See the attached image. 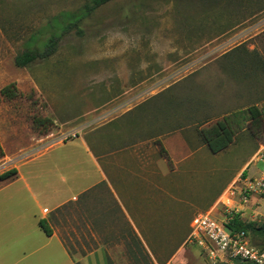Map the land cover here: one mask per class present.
<instances>
[{
  "label": "rangeland",
  "instance_id": "374dc122",
  "mask_svg": "<svg viewBox=\"0 0 264 264\" xmlns=\"http://www.w3.org/2000/svg\"><path fill=\"white\" fill-rule=\"evenodd\" d=\"M85 1L0 0V90L14 85L17 92L12 99L0 95V177L49 140L121 132L146 141L152 133L184 130L200 146L196 131L224 122L234 133L232 144L218 154L204 146L200 180L177 178L185 185L167 202V231L157 226L153 239L175 251L192 215L186 196L205 193L209 201L227 180L229 186L246 172L239 174L244 163L251 175L262 169L254 157L264 145V114L251 123L240 112L257 107L264 113V0H113L65 34L49 58L28 68L15 65L33 34L46 39L52 18L77 12ZM43 120L50 123L46 134L33 123ZM10 183L0 179V264H59L51 247L24 257L43 245L45 235L36 227L33 237L27 235L30 225L21 229L33 224L32 211L21 184ZM249 206L243 220L264 225V200ZM76 224L63 220L59 229L72 250L66 233ZM185 240L172 264H210ZM248 240L264 251V236L249 234ZM145 254L125 238L118 263L152 264Z\"/></svg>",
  "mask_w": 264,
  "mask_h": 264
},
{
  "label": "crops",
  "instance_id": "0c3cea01",
  "mask_svg": "<svg viewBox=\"0 0 264 264\" xmlns=\"http://www.w3.org/2000/svg\"><path fill=\"white\" fill-rule=\"evenodd\" d=\"M205 151L203 144H192L184 130L152 133L146 141L121 132L112 136L92 132L85 138L34 150L15 164L17 174L10 184H21V198L32 211L33 224L24 222L21 229L31 226L27 235L33 237L34 227L40 230L38 223L44 221L52 235L44 234L43 245L24 253V257L51 247L59 254V264H119L124 240L130 238L141 244L152 264H172L184 239L187 241L192 220L215 209L230 187L227 180L209 201L204 200L205 193L195 192L183 199L192 215L175 251L153 239L158 227L167 231L172 218L168 200L184 190L187 182L200 180ZM248 165L244 163L239 174L246 169L245 174L251 175ZM253 171L256 176L258 171ZM178 177L185 184L181 186ZM230 201L235 211L243 209L236 199ZM66 212L77 215L71 217ZM63 220L77 223L78 228L70 227L66 233L73 250L60 233Z\"/></svg>",
  "mask_w": 264,
  "mask_h": 264
},
{
  "label": "built area",
  "instance_id": "2783aa9c",
  "mask_svg": "<svg viewBox=\"0 0 264 264\" xmlns=\"http://www.w3.org/2000/svg\"><path fill=\"white\" fill-rule=\"evenodd\" d=\"M71 137L76 138L75 134ZM67 140L64 138L60 142ZM57 142L49 140L44 148ZM254 163L262 164L256 176L241 174L228 188L227 202H219L215 209L197 215L191 222L187 243L198 247L210 264H233L236 260L264 264V251L252 247L245 232L234 233L227 228L233 214L243 219L245 212L251 211L249 205L264 200V145L256 152ZM231 198L243 209L235 211V205L230 204ZM252 216L253 219L260 217L259 214Z\"/></svg>",
  "mask_w": 264,
  "mask_h": 264
},
{
  "label": "trees",
  "instance_id": "16d2710c",
  "mask_svg": "<svg viewBox=\"0 0 264 264\" xmlns=\"http://www.w3.org/2000/svg\"><path fill=\"white\" fill-rule=\"evenodd\" d=\"M113 0H86L83 6L75 13L63 12L46 25L48 36L40 41V32L33 34L30 37L28 47L15 58V65L18 68H28L32 64L45 60L52 56L57 50L58 41L73 29L79 30V26L87 17L93 14L100 7L108 4ZM0 95L4 98L12 99L16 97L17 92L14 85H8L0 90ZM263 111L257 107H249L245 111L240 112V119L243 122L260 123L263 117ZM34 126L41 128L42 134H46L50 123L47 120L34 121ZM199 141L207 147L212 154H218L226 150L233 142V132L227 127L224 122H217L215 125L202 130H197ZM4 157V151L0 146V159ZM16 170L12 169L5 172L1 177V181H12L16 177ZM245 174V173H244ZM39 228L47 237L52 235L51 230L45 225L44 221H39ZM227 228L232 232H245L247 237L249 234L255 236H264V225L255 226L254 224L245 222L239 214L232 215ZM140 250L145 254V251L140 243L136 242ZM146 255V254H145ZM147 256V255H146ZM233 264H251L241 261H235Z\"/></svg>",
  "mask_w": 264,
  "mask_h": 264
}]
</instances>
